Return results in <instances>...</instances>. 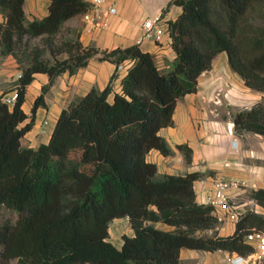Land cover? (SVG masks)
<instances>
[{
	"label": "trees",
	"instance_id": "1",
	"mask_svg": "<svg viewBox=\"0 0 264 264\" xmlns=\"http://www.w3.org/2000/svg\"><path fill=\"white\" fill-rule=\"evenodd\" d=\"M23 2L0 0V55L11 54L21 73L12 82V105L0 93V206L18 214L14 222H0V264H181V247L252 250L244 235L264 230V210L246 209L232 233L218 234L213 206L195 199L193 181L202 172L158 176L146 153L172 152L158 130L172 124L177 99L196 90L198 75L219 51L246 85L263 92L260 101L232 114L234 130L264 134V0H169L181 12L168 20L176 55L167 68L137 43L101 49L83 44L78 31L57 46L67 49L66 57L44 58L30 40L52 44L64 21L90 1L49 0L48 12L31 20ZM94 55L115 66L129 62L121 91L108 100L114 71L103 88L92 86L61 109L47 142L23 145L21 137L36 108L45 105L54 77L74 72ZM37 71L49 80L26 114L21 104ZM176 146L189 160L191 148ZM250 196L264 207V187L251 188ZM120 216L128 217L134 234H122L117 247L108 239V226ZM158 220L174 229L156 227Z\"/></svg>",
	"mask_w": 264,
	"mask_h": 264
},
{
	"label": "crops",
	"instance_id": "2",
	"mask_svg": "<svg viewBox=\"0 0 264 264\" xmlns=\"http://www.w3.org/2000/svg\"><path fill=\"white\" fill-rule=\"evenodd\" d=\"M103 1L92 11V19L85 20L83 12L70 16L64 26L77 30L83 44H93L101 49L126 46L137 43L141 49L154 54L156 63L167 68L175 58L171 39L164 37L162 42L141 38V23L148 15L162 11L166 20H174L181 12V6L168 3L169 0H111L116 10L108 12ZM49 0H24L23 9L27 19L41 18L48 12ZM0 13V20L2 19ZM18 65L11 54L0 55V93L10 92L14 72ZM115 71V63L107 59L91 56L85 65L70 73L65 70L54 77L44 93L45 105H39L34 114L31 127L22 135L21 143L36 147L49 140L55 121L70 100L84 95L92 86L103 88ZM125 71L115 73L112 79V91H121V78ZM49 76L46 72L33 73L26 85L21 108L31 113L34 98L41 92ZM10 81V82H11ZM261 92L244 83L243 78L229 66L225 51H219L212 59L211 67L198 75L197 88L177 99L172 113L173 122L158 130L172 148L169 154H163L157 148L146 153V159L156 164L158 176L163 174H182L198 170L202 175L193 181L195 199L207 203L213 180L218 176L241 181L240 186L230 187L228 202L230 210L217 206L214 212L219 214L218 234L233 232L236 219L231 211H244L233 197L244 188L264 187V134L253 131L236 132L232 113L238 109L249 108L260 98ZM29 117L26 118L28 120ZM186 143L191 148V156L186 160L177 144ZM153 224L164 230L174 229V225L164 221ZM116 227L118 235L110 232V226ZM122 234L133 235L127 216L114 217L108 226V239L117 247L122 243ZM226 250H204L181 247V264H231Z\"/></svg>",
	"mask_w": 264,
	"mask_h": 264
},
{
	"label": "built area",
	"instance_id": "3",
	"mask_svg": "<svg viewBox=\"0 0 264 264\" xmlns=\"http://www.w3.org/2000/svg\"><path fill=\"white\" fill-rule=\"evenodd\" d=\"M90 4L88 8L83 12V18L85 20L92 19V11L97 8L105 0H89ZM106 4V9L108 12H115L116 8L109 0ZM164 37L171 39L168 21L164 17L162 11H158L154 15H148L144 18L141 23V38L142 39H152L156 42H162ZM128 61H121L115 66V73L120 74L122 71H126ZM160 67L161 64H158ZM20 71L16 73V78L20 76ZM16 88L15 86L8 93L2 94V100L12 105L16 99ZM241 181L236 179H228L223 176H218L213 180L211 192L207 195V203L213 206V213L217 216L220 222L219 214L214 212V208L217 206H222L223 208L230 210V203L228 202V191L229 188L234 186H240ZM243 211H231V216L236 220L242 214ZM236 222V221H235ZM244 240L252 245V250L245 254H240L237 252H228L226 255L227 260L231 264H261L264 262V230L262 229H252L245 233Z\"/></svg>",
	"mask_w": 264,
	"mask_h": 264
},
{
	"label": "rangeland",
	"instance_id": "4",
	"mask_svg": "<svg viewBox=\"0 0 264 264\" xmlns=\"http://www.w3.org/2000/svg\"><path fill=\"white\" fill-rule=\"evenodd\" d=\"M77 34V30L74 29H70L68 26H64L61 31L53 38L52 44H46L44 42V40L40 37H35L32 38L31 44H35L38 45L39 48H41L42 51V57L44 58H48L53 60L54 58H62V57H66L68 55V51L67 49L63 48L61 50H57V46L59 47L61 45L62 39L65 38H76ZM17 63V62H16ZM161 62L158 61L157 64H160ZM18 65V63H17ZM20 71V70H18ZM14 72L13 77L14 79H16V73L18 72ZM8 80V83H12L13 81ZM11 90V88H10ZM256 90V89H254ZM260 91V90H259ZM261 92V96L260 98L256 101H260L263 95V92ZM255 102V103H256ZM233 114V113H232ZM250 189L251 188H244L241 192H239V194L235 195L233 197L234 202L241 204V207L243 208V210L245 211L246 209H250V210H254V211H258V212H263L264 207L258 203L255 202V200L250 196ZM18 214L16 212L15 209L2 204L0 206V222H5V221H9V222H14L15 219L17 218ZM116 227H114L113 225L110 226V232L109 233H114V235H118L117 231H116ZM0 248H1V244H0ZM15 259L11 260V264H14Z\"/></svg>",
	"mask_w": 264,
	"mask_h": 264
}]
</instances>
